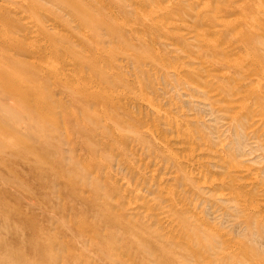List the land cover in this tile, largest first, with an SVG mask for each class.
<instances>
[{"label":"rangeland","instance_id":"374dc122","mask_svg":"<svg viewBox=\"0 0 264 264\" xmlns=\"http://www.w3.org/2000/svg\"><path fill=\"white\" fill-rule=\"evenodd\" d=\"M0 68V264L264 263V0H0Z\"/></svg>","mask_w":264,"mask_h":264},{"label":"bare ground","instance_id":"6f19581e","mask_svg":"<svg viewBox=\"0 0 264 264\" xmlns=\"http://www.w3.org/2000/svg\"><path fill=\"white\" fill-rule=\"evenodd\" d=\"M195 1H196V0H195ZM197 1H198V0H197ZM199 1H201V0H199ZM155 3H156V2H155ZM202 3H204V2L202 1ZM12 4H15V3H12ZM194 5H196V4H194ZM12 6H14V5H12ZM134 6H135V5H134ZM159 7H160V6H159ZM200 7H201V6H200ZM205 7H206V6H205ZM214 7H215V6H214ZM134 8H135V7H134ZM162 8H163V7H162ZM148 9H149V8H148ZM200 9H202V8H200ZM214 9H215V8H214ZM203 10H204V9H203ZM209 10H210V9H209ZM162 11H163V10H162ZM135 12H136V10H135ZM151 12H152V11H151ZM196 12H197V11H196ZM23 14H24V13H23ZM141 15H142V14H141ZM21 16H22V15H21ZM21 16H20V17H21ZM154 17H155V16H154ZM202 17H203V16H202ZM201 19H202V18H201ZM239 19H240V18H239ZM239 19H238V20H239ZM18 20H20V19H18ZM159 20H160V19H159ZM238 20H236V21H238ZM241 20L243 21V19H241ZM241 20H240V21H241ZM244 20H245V19H244ZM259 20H261V19L259 18ZM219 21H220V20H219ZM219 21H218V22H219ZM20 22H21V24L23 23L22 21H20ZM28 22H31V21L28 20ZM167 22H169V21H167ZM243 22H245V21H243ZM246 22H247V21H246ZM155 23H156V21H155ZM171 23H172V21H171ZM174 23H176V22H174ZM24 24H26V23H24ZM183 24H184V23H183ZM121 25H122V24H121ZM231 25H232V24H231ZM25 26H26V25H25ZM168 26H169V25H168ZM26 27H28V25H27ZM30 27H31V25H30ZM239 28H240V27H239ZM240 29H241V28H240ZM28 30H30V28H29ZM196 30H197V29H196ZM198 30H199V29H198ZM198 30H197V31H198ZM212 30H213V29H212ZM210 31H211V30H210ZM214 31H215V30H214ZM30 32H31V31H30ZM176 32H177V31H176ZM184 33H185V32H184ZM195 33H196V32H195ZM195 33H194V34H195ZM191 34H193V33H191ZM32 35H34V34H32ZM35 35H36V34H35ZM195 35H196V34H195ZM84 36H85V35H84ZM189 36H190V35H189ZM207 36H208V35H207ZM185 37H186V36H185ZM197 37H200V36L197 35ZM197 37H196V38H197ZM216 37H218V36H216ZM37 38H38V37H37ZM183 38H184V37H183ZM209 38H210V37H209ZM194 39H195V37H194ZM210 39H211V38H210ZM213 39H215V38H213ZM213 39H212V40H213ZM215 40H216V39H215ZM199 41H200V40H199ZM213 42H214V41H213ZM215 42H216V41H215ZM217 42H219V40H218ZM217 42H216V43H217ZM196 43H199V42H197V40H196ZM201 43H202V42H200V44H201ZM204 43H206V42H204ZM217 44H218V43H217ZM34 45H36V44H34ZM196 45H198V44H196ZM42 46H43V45H42ZM223 46H224V45H223ZM232 47H233V46H232ZM232 47H231V49H234V48H232ZM30 48H31V47H30ZM31 49H32V48H31ZM219 49H221V46L219 47ZM226 51H227V50H226ZM234 51H235V50H233V52H234ZM223 53H224V52H223ZM231 53H232V52H231ZM231 53H230V54H231ZM221 54H222V50H221ZM210 55H211V54H210ZM211 56H212V55H211ZM222 56H223V55H221L220 57H222ZM95 57H96V56H95ZM225 57H226V55H225ZM239 57H240V56H239ZM224 59H225V58H224ZM230 59H231V58H230ZM236 59H237V58H236ZM214 60H215V59H214ZM242 61H243V60H242ZM242 61H241V62H242ZM199 62H201V61H199ZM119 63H120V62H119ZM250 64H251V63H250ZM51 65H52V64H51ZM198 65H199V64H198ZM200 65H201V64H200ZM203 66H204V65H203ZM44 67H45V66H44ZM195 67H197V66H195ZM199 67L202 68V66H199ZM2 68H3V67H2ZM2 68H0V70H1ZM45 68H46V67H45ZM50 68H51V67H50ZM53 68H54V67H53ZM47 69H48V68H47ZM54 69H55V68H54ZM202 69H203V68H202ZM245 69H247V68H245ZM6 70H7V69H6ZM6 70H5V69H2L0 72H1V73H5ZM51 70H52V69H51ZM205 70H206V69H205ZM207 70H208V69H207ZM248 70H250V69H248ZM197 71H198V69H197ZM200 71H201V69H200ZM202 71H204V70H202ZM202 71H201V73H202ZM204 72H205V71H204ZM210 73H211V72H210ZM210 73H209V74H210ZM212 73H213V72H212ZM221 73H223V72H221ZM204 74H206V73H203V75H204ZM213 74H215V72H214ZM215 75H216V74H215ZM219 75H220V74H219ZM221 75H222V74H221ZM253 75H254V74H253ZM204 76H206V75H204ZM223 76H224V74H223ZM255 76H256V75H255ZM255 76H254V77H255ZM239 77H240V76H239ZM236 78H238V77H236ZM248 78L250 79V77H248ZM252 78H253V77H252ZM205 79H206V78H205ZM231 79H232V78H231ZM231 79H230V80H231ZM254 79H256V77H255ZM206 80H208V78H207ZM231 81H232V80H231ZM234 82H235V81H234ZM256 82H257V81H256ZM237 83H240V82H236L235 84H237ZM225 84H226V82H225ZM235 84H234V85H235ZM226 85H227V84H226ZM234 85H233V86H234ZM235 86H236V85H235ZM251 86H252V85H251ZM251 86H250V87H251ZM97 88H98V87H97ZM246 88H247V87H246ZM231 89H232V88H231ZM231 89H229V90H231ZM227 90H228V89H227ZM238 91H239V90H238ZM238 91H237V92H238ZM241 91H242V90H240V92H241ZM262 91H264V89H262ZM237 92H236V93H237ZM240 92H239V93H240ZM209 94H211V93L209 92ZM213 94H214V93H213ZM240 94H241V93H240ZM242 94H243V93H242ZM244 94H246V93H244ZM244 94H243V95H244ZM262 94H263V93H261V95H262ZM211 95H212V94H211ZM229 95H230V94H229ZM230 96H232V95H230ZM235 96H236V95H235ZM236 97H237V96H236ZM236 97H234V98H236ZM216 98H217V97H216ZM216 98H215V99H216ZM234 98H233V99H234ZM246 98H247V96H246ZM217 99H218V98H217ZM222 99H223V98H222ZM146 101H147V99H146ZM244 101H245V100H244ZM252 101H253V100H252ZM222 102H224V101L222 100ZM254 102H255V101H254ZM150 103H151V102H150ZM215 103H218V102H215ZM226 103H227V101H226ZM226 103H225V104H226ZM231 103H232V102H231ZM233 103H235V106H236V104H237L238 102H233ZM233 103H232V104H233ZM245 104H246V103H244L243 105H245ZM217 105H218V104H217ZM228 105L230 106L231 104H228ZM233 105H234V104H233ZM239 105H240V104H239ZM246 105H247V104H246ZM253 105H254V104H253ZM148 106H149V105H148ZM231 106H232V105H231ZM149 107H150V106H149ZM252 107H254V106H252ZM252 107H251V108H252ZM241 109H242V108H241ZM241 109H240V110H241ZM248 109H249V108H248ZM252 109H253V108H252ZM254 109H255V108H254ZM153 110H154V109H153ZM237 110H238L239 112H241L239 109H237ZM156 112H157V111H156ZM158 112H159V111H158ZM235 112H236V110H235ZM247 112H248V111H247ZM251 112H252V110H251ZM252 113L254 114L255 111L252 112ZM153 114H154V113H153ZM158 114H160V113H158ZM249 114H250V113H249ZM253 114H250V116L253 115ZM244 116H245V115H244ZM251 118H253V116H252ZM255 118H256V116L254 117V119H255ZM259 118H260V117H257V119H259ZM261 118H262V117H261ZM249 119H250V118H249ZM254 119H251V120H254ZM242 120H244V118H243ZM227 121H228V120H227ZM229 121H230V120H229ZM249 121H250V120H249ZM166 123H167V122H166ZM166 123H165V124H166ZM246 123H247V122H246ZM250 123H251V122H250ZM258 123H259V122H258ZM258 123H256V124H258ZM172 124H174V123H172ZM254 126H255V125H253L252 128H254ZM256 126H257V125H256ZM262 127L264 128V125H263ZM172 129H173V128H172ZM174 129H175V127H174ZM260 129H262V128H260ZM147 131H148V130H147ZM260 132H261V130H260ZM175 133H176V130H175ZM183 137H185V136H183ZM153 139H154V138H153ZM186 139H187V136H186ZM197 140H198V139H197ZM198 141H199V140H198ZM164 142H165V141H164ZM157 143H158V142H157ZM166 144H168V143H166ZM182 144H183V143H182ZM179 145H181V144H179ZM190 145H191V144H190ZM194 146H195V145H194ZM192 147H193V146H192ZM192 147H191V148H192ZM199 148H200V147H199ZM199 148H198V149H199ZM203 148H204V147H203ZM227 159H228V158H227ZM222 160H223V159H222ZM230 164H231V162H230ZM262 164H263V163H262ZM189 165H190V164H189ZM223 166H224V164H223ZM227 166L230 167V165H227ZM259 167H260V166H259ZM184 169H185V168H184ZM221 169H222V168H221ZM227 169H229V168H227ZM222 170H223V169H222ZM234 170H235V169H234ZM225 171H226V170H225ZM189 172H190V171H189ZM196 173H197V171H196ZM226 173H227V172H226ZM189 174H190V173H189ZM193 174H194V173H193ZM223 174H224V173H223ZM250 174H252V172H251ZM199 175H200V174H199ZM199 175H198V176H199ZM226 175H227V174H226ZM233 175H234V174H233ZM243 175H244V173H243ZM172 176H173V175H172ZM250 177H251V176H250ZM250 177H249V178H250ZM232 178H234V177H232ZM160 179H161V178H160ZM223 180H224V179H223ZM223 180H222V181H223ZM249 180H250V179H249ZM227 181H228V180H227ZM243 181H245V180H243ZM243 181H242V182H243ZM250 181H251V180H250ZM260 181H261V180H260ZM260 181H259V183H260ZM158 182H159V181H158ZM172 182H173V181H172ZM246 182H247V179H246ZM248 182H249V181H248ZM251 182H252V181H251ZM168 183H169V182H168ZM204 184H205V182H204ZM220 184H221V183H220ZM228 184H229V182H228ZM236 184H237V183H236ZM254 184H255V183H254ZM262 184H263V182H261V186H259L260 188L263 187ZM231 185H232V184H231ZM237 185H238V184H237ZM255 185H256V184H255ZM214 188H215V186H214ZM218 188H220V187H218ZM224 188H226V186H225ZM228 188H229V187H228ZM235 188H236V187H235ZM167 189H168V187H167ZM246 189H247V187H246ZM253 190H254V189H253ZM235 191H236V190H235ZM219 192H220V191H219ZM230 192H231V189H230ZM233 192H234V191H233ZM235 194H236V193H235ZM260 194H261V192H260ZM260 194H259V195H260ZM262 194H264V193H262ZM228 195H229V194H228ZM228 195H226V196H228ZM236 195H237V194H236ZM241 195H242V194H241ZM259 195H258V196H259ZM243 196H245V195L243 194ZM233 197H235L234 194H233ZM175 198H177V197H175ZM258 198H259V197H258ZM238 199H239V198H238ZM238 199H237V200H238ZM241 199H242V198H241ZM260 199H261V197H260ZM262 199H263V198H262ZM189 201H190V200H189ZM217 201H218V200H217ZM233 201H234V200H233ZM177 202H178V200H177ZM224 202H225V201H224ZM235 202H236V200H235ZM235 202L232 204L233 206H234ZM256 202H257V201H256ZM256 202H255V203H256ZM222 203H223V202H222ZM237 203H238V202H237ZM242 203H243V202H242ZM259 203H261V202H259ZM263 203H264V202H263ZM182 204H183V203H182ZM238 204H239V203H238ZM240 204H241V203H240ZM235 205H236V204H235ZM256 205H257V204H256ZM259 205H260V204H259ZM261 205H262V204H261ZM236 206H238V205H236ZM251 206H252V205H251ZM253 207H254V206H253ZM186 208H187V207H186ZM233 208H234V207H233ZM239 208H240V206H239ZM241 208H242V207H241ZM235 209H236V210H235ZM235 209H234L235 211H238L237 208H235ZM253 209H255V208H253ZM232 210H233V209H232ZM251 210H252V209H251ZM240 211H241V210H240ZM240 211H239V212H240ZM145 213H147V212H145ZM232 213H233V212H232ZM241 213H242V212H241ZM238 214H239V213H238ZM245 214H246V213H245ZM240 215H241V214H240ZM194 216L196 217V215H194ZM198 218H199V217H198ZM193 223H194V222H193ZM229 227H230V226H229ZM209 230H210V229H209ZM213 232H214V231H213ZM207 233H208V232H207ZM215 238H216V240H217V237H215ZM226 238H227V236H226ZM221 239H223V238H221ZM221 239L218 238L219 242L222 241ZM224 239H225V237H224ZM224 239H223V240H224ZM176 240H177V239H176ZM176 240H175V241H176ZM213 240H214V239H212V241H213ZM218 240H217V241H218ZM214 241H215V240H214ZM217 241H215V242H217ZM225 243H226V242H225ZM225 243H224V245H225ZM219 244H220V243H219ZM221 244H222V243H221ZM222 245H223V244H222ZM224 245H223V246H224ZM230 246H231V245H230ZM220 249H221V248H220V246H219V250H220ZM232 249H233V248H232ZM226 250H227V249H226ZM220 251H223V250H220ZM232 252H233V251H232ZM242 253H243V252H242ZM219 255H220V254H219ZM240 256H241V255H240ZM229 258H230V257H229ZM229 258H228V259H229ZM233 258H234V257H233ZM213 260H214V259H213ZM253 263H254V262H253ZM263 264H264V263H263Z\"/></svg>","mask_w":264,"mask_h":264}]
</instances>
